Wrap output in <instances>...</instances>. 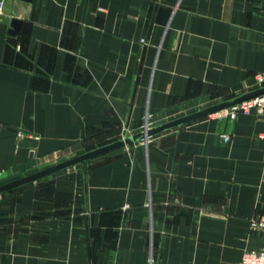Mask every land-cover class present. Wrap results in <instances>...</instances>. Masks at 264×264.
Masks as SVG:
<instances>
[{
	"label": "crops",
	"instance_id": "1",
	"mask_svg": "<svg viewBox=\"0 0 264 264\" xmlns=\"http://www.w3.org/2000/svg\"><path fill=\"white\" fill-rule=\"evenodd\" d=\"M263 85L264 0H5L0 184ZM261 216L263 117L210 115L0 194V264H238Z\"/></svg>",
	"mask_w": 264,
	"mask_h": 264
},
{
	"label": "water",
	"instance_id": "2",
	"mask_svg": "<svg viewBox=\"0 0 264 264\" xmlns=\"http://www.w3.org/2000/svg\"><path fill=\"white\" fill-rule=\"evenodd\" d=\"M24 1L31 2L32 0H24ZM20 25H21V21L19 19L14 18L12 20V28L10 29L9 32L13 35L16 34L20 29ZM263 93H264V85L254 90L237 95L233 98L220 101L216 104H213L203 109H199L197 111L185 114L183 116L166 121L156 126H148L146 124L141 131L136 132L132 135L125 136L123 138L109 142L107 144L96 147L94 149L88 150L86 152H83L71 158L65 159L58 163L52 164L50 166L39 169L37 171L28 173L21 177H18L8 182L2 183L0 184V194L20 188L29 183L35 182L44 177H47L49 175L58 173L66 169H69L71 167H74L77 165H83L88 161H91L95 158L106 155L110 152L119 150L121 148L127 147L129 145H133L138 142H147L150 138L156 135L168 132L176 128L183 127L185 125H189L195 121L206 118L220 110L229 108L244 100L254 98Z\"/></svg>",
	"mask_w": 264,
	"mask_h": 264
},
{
	"label": "built area",
	"instance_id": "3",
	"mask_svg": "<svg viewBox=\"0 0 264 264\" xmlns=\"http://www.w3.org/2000/svg\"><path fill=\"white\" fill-rule=\"evenodd\" d=\"M4 2L5 0H0V14L2 13ZM143 41H145V39H143ZM253 110H255L264 119V93L254 98L244 100L229 108L220 110L212 115H217L218 117H228L230 119H236L240 113L249 114ZM148 124L149 123H147V125ZM19 135L23 136L22 133H19ZM223 137L226 141L230 139L229 135H223ZM128 206L129 204L126 205V207ZM250 228L264 235V216L254 217L250 219ZM154 262H155V258L154 255L152 254L150 263L153 264ZM238 264H264V249L245 250L242 253Z\"/></svg>",
	"mask_w": 264,
	"mask_h": 264
},
{
	"label": "rangeland",
	"instance_id": "4",
	"mask_svg": "<svg viewBox=\"0 0 264 264\" xmlns=\"http://www.w3.org/2000/svg\"><path fill=\"white\" fill-rule=\"evenodd\" d=\"M180 116H181V115H180ZM178 117H179V116H178ZM170 120H172V119H170ZM125 128H126V129H125ZM143 128H144V127H143ZM143 128H142V129H143ZM142 129H140V130H138V131H133V130H132L131 128H129L128 126H127V127H122L121 133H120V135H119L118 137H115L114 139H110V140H107V141L101 142V143H99V144H96V145H94V146L88 147L87 151H88V150H91V149H94V148H96V147L102 146V145H104V144H107V143H109V142H112V141L118 140V139H120V138H123L125 135H126V136H128V135H132V134H134V133H136V132L141 131ZM85 152H86V151H85ZM82 153H83V152H82ZM80 154H81V153H80ZM76 155H78V154H76ZM76 155H74V154L67 155L66 153H58V154H54V155H52V156H48V158L42 160V162H40V164H39L38 166L32 168L30 171H31V172L37 171V170H39V169H42V168H44V167H47V166H50V165H52V164L58 163V162H60V161H63V160H65V159L71 158V157L76 156ZM86 163H87V162H86ZM86 163L83 164V165H86ZM77 166H79V165H77ZM74 167H76V166H74ZM71 168H72V167H71ZM69 169H70V168H69ZM31 172H30V173H31ZM55 174H56V173H55ZM52 175H53V174H52ZM50 176H51V175H49V176H47V177H50ZM44 178H46V177H44ZM42 179H43V178H42Z\"/></svg>",
	"mask_w": 264,
	"mask_h": 264
},
{
	"label": "trees",
	"instance_id": "5",
	"mask_svg": "<svg viewBox=\"0 0 264 264\" xmlns=\"http://www.w3.org/2000/svg\"><path fill=\"white\" fill-rule=\"evenodd\" d=\"M41 180V179H40Z\"/></svg>",
	"mask_w": 264,
	"mask_h": 264
}]
</instances>
